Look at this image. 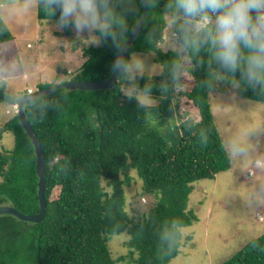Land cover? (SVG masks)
<instances>
[{
	"label": "trees",
	"instance_id": "trees-1",
	"mask_svg": "<svg viewBox=\"0 0 264 264\" xmlns=\"http://www.w3.org/2000/svg\"><path fill=\"white\" fill-rule=\"evenodd\" d=\"M168 3L155 0L152 6L148 1L142 28L125 57L155 54L162 72L137 78L140 90L150 88L152 105L119 91V77L111 89L61 87L25 105L45 152L47 211L40 222L0 215V264H168L181 252L182 229L199 219L189 209L195 183L216 179L232 167L211 95L234 91L264 102V88L247 84L239 71L228 73L206 49L198 54L185 50L190 65L182 63L176 50H164L160 44ZM45 4L41 0L38 5L40 22L58 21L59 13L51 14ZM118 10L125 15L128 39L145 2L123 0ZM64 31L73 37L72 27ZM100 37V45L83 47L86 60L71 80H104L112 75L118 51L111 38ZM12 39L0 14V44ZM177 59L186 74L173 79L171 66ZM21 95H0V100L14 105ZM182 97L197 108V121L189 113L180 115ZM3 128L14 134L15 145L0 150V205L37 214L34 144L19 113ZM137 178L142 192L155 199L140 215L127 209L126 189ZM57 188L59 194L53 198ZM115 235L128 237V252L116 259L110 244ZM219 264H264V234Z\"/></svg>",
	"mask_w": 264,
	"mask_h": 264
},
{
	"label": "rangeland",
	"instance_id": "rangeland-1",
	"mask_svg": "<svg viewBox=\"0 0 264 264\" xmlns=\"http://www.w3.org/2000/svg\"><path fill=\"white\" fill-rule=\"evenodd\" d=\"M40 1L0 0V4H30L11 19L1 14L13 39L0 44V95L37 92L43 85L71 79L86 60L83 47L101 44L98 33L73 28L72 37L56 20L40 22ZM133 54L144 60V74L162 72L154 53ZM211 103L232 167L216 179L195 183L189 209L199 219L182 229L181 252L168 264H219L264 234V102L245 99L232 91L214 92ZM14 105L0 100V150H11L15 145L14 134L3 128L18 113ZM179 105L181 116L189 113L199 119L197 108L185 97L180 98ZM141 186L137 178L126 189L131 214L140 215L154 204V197L145 195ZM58 194L59 188L53 198ZM121 235L110 242L115 259L128 252V237Z\"/></svg>",
	"mask_w": 264,
	"mask_h": 264
},
{
	"label": "clouds",
	"instance_id": "clouds-1",
	"mask_svg": "<svg viewBox=\"0 0 264 264\" xmlns=\"http://www.w3.org/2000/svg\"><path fill=\"white\" fill-rule=\"evenodd\" d=\"M122 2L46 0L45 7L51 14L59 13L62 27L111 38L118 51L112 71L120 79L119 91L148 105L152 103L150 88L137 87V78L146 70L144 60L134 54L128 58L119 55L129 30L125 15L118 10ZM150 2L155 6V0ZM29 7V3L7 2L0 4V14L7 20ZM163 21L172 29V35L179 38L181 49L193 54L206 49L228 73L239 71L247 84L264 88V0H169ZM171 71L173 79L186 74L179 59L173 62ZM14 106L17 109L18 103Z\"/></svg>",
	"mask_w": 264,
	"mask_h": 264
},
{
	"label": "water",
	"instance_id": "water-1",
	"mask_svg": "<svg viewBox=\"0 0 264 264\" xmlns=\"http://www.w3.org/2000/svg\"><path fill=\"white\" fill-rule=\"evenodd\" d=\"M148 1L144 0L145 2V10L140 18L139 22L137 23L136 27L132 31L131 35L125 42V46L123 50L120 52L119 55L122 57H126L127 52L130 50L132 43L136 39L137 35L139 34L142 25L144 23L145 17L148 12ZM118 82V76L115 74V72L112 73V75L104 80H67L64 82L56 83L52 86H48L40 91L33 92V93H24L21 95V97L18 99V112H19V118L22 126L30 136L34 147L35 152L37 155V174L39 176V182H38V196L40 200V212L37 214H25L23 212H20L17 208L11 205H0V215L1 214H13L17 217L27 220V221H33V222H40L44 219L47 211V199H46V184H47V164H46V157L43 145L41 143L40 138L38 137L37 133L33 129L31 122L27 119L26 113H25V105L31 101L38 98H41L53 90L61 87H65L68 89H82V90H97V89H111L113 88Z\"/></svg>",
	"mask_w": 264,
	"mask_h": 264
},
{
	"label": "flooded vegetation",
	"instance_id": "flooded-vegetation-1",
	"mask_svg": "<svg viewBox=\"0 0 264 264\" xmlns=\"http://www.w3.org/2000/svg\"><path fill=\"white\" fill-rule=\"evenodd\" d=\"M161 44L165 50H176L179 52L183 58L184 65L189 64L190 62L188 60V56L184 49H181L179 46V38L172 35V29L165 26L163 31V40L161 41ZM160 44V45H161ZM172 47H177V49H173ZM67 81V80H66ZM64 82V81H62Z\"/></svg>",
	"mask_w": 264,
	"mask_h": 264
}]
</instances>
